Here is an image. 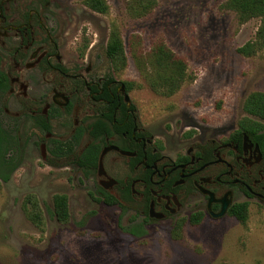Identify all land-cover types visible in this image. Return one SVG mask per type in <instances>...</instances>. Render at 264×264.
<instances>
[{"label": "rangeland", "instance_id": "rangeland-1", "mask_svg": "<svg viewBox=\"0 0 264 264\" xmlns=\"http://www.w3.org/2000/svg\"><path fill=\"white\" fill-rule=\"evenodd\" d=\"M48 1L69 55L89 53L107 74L115 72L107 44L113 27L119 28L129 63L113 76L119 85L139 86L129 92L130 99L141 124L160 134L158 143L185 139L195 128L206 137L233 130L248 96L264 92V50L250 57L238 51L255 40L260 21L241 24L237 13L225 8L228 0H155L152 12L142 18L132 17L131 0H106L107 14L91 11L85 0ZM159 43L184 59L193 77L170 97L148 86L145 66L133 56L145 59ZM4 107H17L6 94L0 97L1 122L14 140L10 157L19 165L7 182L0 177V264H264V209L257 203L245 224L206 219L199 226L186 223L174 238L170 226L155 223L144 236H135L130 231L135 210L100 201L96 171L80 168L68 156L44 161L35 145V124L8 116ZM119 166L114 173L123 179L128 171ZM57 194L68 196V224L54 215ZM28 197L39 203L42 227L25 214Z\"/></svg>", "mask_w": 264, "mask_h": 264}, {"label": "flooded vegetation", "instance_id": "flooded-vegetation-1", "mask_svg": "<svg viewBox=\"0 0 264 264\" xmlns=\"http://www.w3.org/2000/svg\"><path fill=\"white\" fill-rule=\"evenodd\" d=\"M53 11L48 0H0V71L6 77L0 97L6 94L17 106L4 107L8 116L35 124L42 158L68 156L76 163L98 148L97 166L90 171H96L100 193L135 210L133 223L145 230L155 223L173 229L199 213L204 220L236 219L230 211L240 203L264 209V152L240 134L246 113L228 132L206 137L195 128L185 139L158 143L160 134L141 124L115 72L105 73L89 53L69 55ZM105 150V174L99 176ZM121 163L128 171L121 169L123 179L114 173ZM225 205L226 213L217 217Z\"/></svg>", "mask_w": 264, "mask_h": 264}, {"label": "trees", "instance_id": "trees-1", "mask_svg": "<svg viewBox=\"0 0 264 264\" xmlns=\"http://www.w3.org/2000/svg\"><path fill=\"white\" fill-rule=\"evenodd\" d=\"M84 4L93 12L107 14L109 5L106 0H85ZM155 0H131L129 4L130 13L133 18H142L152 12L155 7ZM225 8L237 13L241 24L247 23L253 19H259L260 25L254 41L247 43L238 51L240 54L250 57L264 50V0H228ZM111 69L115 72L125 70L129 63L126 47L122 34L118 27L114 26L109 37L106 50ZM136 64L140 67L145 66L144 77L148 86L158 95L170 97L176 94L182 86L193 81V77L188 73V65L184 59L177 56L164 43L157 44L149 55L144 58L133 55ZM149 66L150 68H148ZM127 93L133 90L135 82H124ZM6 77L0 71V93L5 89ZM139 87V86H138ZM244 110L247 114L240 123V134L245 132L250 138L257 141L264 152V92H254L248 96L244 104ZM2 127L0 111V177L7 182L12 172L18 168V162L11 158V145L14 140L9 138ZM65 153L66 149L60 148L58 152ZM99 150L90 149L85 156L76 163L80 168L90 171L97 166ZM109 206L119 204L118 200L110 195L104 194L103 199ZM54 215L62 224H68L71 219L69 209V199L67 195L57 194L53 197ZM24 211L27 218L36 226L42 227L44 224L43 215L39 203L32 197H28L24 205ZM230 215L239 222L245 224L249 219L248 203L236 204L230 211ZM204 221L202 214H195L190 218L181 220L172 231L174 238H179L186 223L192 226H199ZM132 234L138 237L144 236L147 232L142 225H132L130 227Z\"/></svg>", "mask_w": 264, "mask_h": 264}, {"label": "water", "instance_id": "water-1", "mask_svg": "<svg viewBox=\"0 0 264 264\" xmlns=\"http://www.w3.org/2000/svg\"><path fill=\"white\" fill-rule=\"evenodd\" d=\"M123 88H124V85H123ZM128 99H129V96L127 95V96H126V100L128 101ZM245 140H249V138H248L247 135L245 136ZM106 152H107V150H105V151L101 154V156H100L99 167H98V173H99V176H102V175L105 174V173H104V166H103V158H104ZM43 159L45 160L46 157L43 156ZM181 183H182V181H179V182L177 183V185H178V184H181ZM115 184H116V181H114L113 183H111V187H113ZM227 206H228V205H225V206L223 207L222 211L217 215V217H222V216H224V214L226 213Z\"/></svg>", "mask_w": 264, "mask_h": 264}]
</instances>
